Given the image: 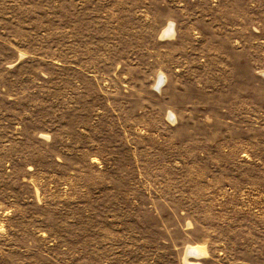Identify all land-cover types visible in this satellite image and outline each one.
<instances>
[{"label":"rangeland","instance_id":"rangeland-1","mask_svg":"<svg viewBox=\"0 0 264 264\" xmlns=\"http://www.w3.org/2000/svg\"><path fill=\"white\" fill-rule=\"evenodd\" d=\"M190 262L264 264V0H0V264Z\"/></svg>","mask_w":264,"mask_h":264},{"label":"bare ground","instance_id":"bare-ground-1","mask_svg":"<svg viewBox=\"0 0 264 264\" xmlns=\"http://www.w3.org/2000/svg\"><path fill=\"white\" fill-rule=\"evenodd\" d=\"M173 29H172V26H170L165 32H164V37H172L173 36ZM162 87L161 84H159V87L160 88ZM205 253V252H204ZM188 255H193L192 258H195V259H200L203 254V252L201 251V248H198V247H189L188 249ZM188 264H199V263H188Z\"/></svg>","mask_w":264,"mask_h":264}]
</instances>
